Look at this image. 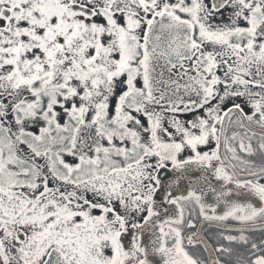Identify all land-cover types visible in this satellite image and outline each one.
<instances>
[{
  "label": "snow or ice",
  "instance_id": "obj_1",
  "mask_svg": "<svg viewBox=\"0 0 264 264\" xmlns=\"http://www.w3.org/2000/svg\"><path fill=\"white\" fill-rule=\"evenodd\" d=\"M0 264H264V0H0Z\"/></svg>",
  "mask_w": 264,
  "mask_h": 264
}]
</instances>
